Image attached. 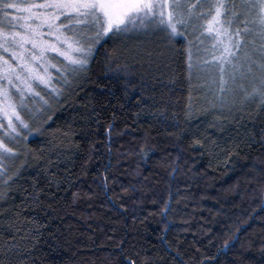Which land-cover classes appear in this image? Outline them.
Wrapping results in <instances>:
<instances>
[{
	"label": "trees",
	"instance_id": "obj_1",
	"mask_svg": "<svg viewBox=\"0 0 264 264\" xmlns=\"http://www.w3.org/2000/svg\"><path fill=\"white\" fill-rule=\"evenodd\" d=\"M125 43L102 42L90 78L45 109L51 119L39 139L28 138L41 150L34 155L45 158H28L12 199L0 202V264H7L5 245L13 249L11 264H126L129 257L137 264H264V147L252 141L264 135V111L224 112L217 124L220 114L199 110L182 39L169 50L145 38L135 61L109 64L107 56ZM125 63L126 71L118 69ZM141 148L145 160L136 154ZM34 182L50 208L23 206L20 189L31 191ZM237 228L235 248L218 252L221 237Z\"/></svg>",
	"mask_w": 264,
	"mask_h": 264
},
{
	"label": "snow or ice",
	"instance_id": "obj_2",
	"mask_svg": "<svg viewBox=\"0 0 264 264\" xmlns=\"http://www.w3.org/2000/svg\"><path fill=\"white\" fill-rule=\"evenodd\" d=\"M148 37H156L162 48L169 50L175 49L178 40L184 41L181 50L189 78L206 90L210 111L220 113L214 117L215 123L225 122L224 111L231 115L233 110L242 112L249 105L264 111V0H0V202L12 199L11 193L17 190L13 185L21 178V168L28 158H45L43 154L34 155L41 150L31 148L28 138L39 139L51 119L45 109L50 111L62 95L82 87L80 82L90 78L102 42H127L107 56V62L114 64L120 59L135 61L143 53V40ZM117 67L126 71L129 65ZM226 96L231 97L227 102ZM34 100L43 107L34 106ZM192 112L190 97L186 116ZM113 126L106 133L108 151ZM64 136L68 138L69 133ZM252 141L264 147V135ZM194 142L202 143L199 139ZM90 151H96L94 143ZM136 154L141 160L148 157L143 148ZM21 157L24 161L18 167L15 162ZM108 177L106 171L102 176L106 190H110ZM50 182L59 188L60 182L54 176ZM121 187L123 192L128 191ZM31 189H20L26 193L24 207H51L43 205L44 191L38 183L34 182ZM72 196L78 199L79 190ZM55 197L56 193L51 192L49 199ZM4 214L0 205V216ZM11 226L5 224L6 228ZM239 232L237 228L227 232V238L221 237L217 251L235 248ZM238 251H245L243 243ZM12 252L4 246L2 255L7 264H11ZM126 264L137 262L129 257ZM140 264L148 262L141 258Z\"/></svg>",
	"mask_w": 264,
	"mask_h": 264
},
{
	"label": "rangeland",
	"instance_id": "obj_3",
	"mask_svg": "<svg viewBox=\"0 0 264 264\" xmlns=\"http://www.w3.org/2000/svg\"><path fill=\"white\" fill-rule=\"evenodd\" d=\"M195 85H197L198 84V81H196L195 80ZM241 83H245V86H249L248 85V83L247 82H241ZM38 91H41L42 92V94H45L44 92H43V89H37ZM196 90H197V92H198V94H199V97H200V104H199V110L202 112V111H204V112H211L210 111V109L208 108V105H207V103H206V90L205 89H203V88H198L197 86H196ZM209 97H210V94H207ZM231 99V97L230 96H226L225 97V100H226V102L228 101V100H230ZM34 106H38V107H40V106H42L43 107V105L41 104V102L39 101V100H34V101H32L31 102ZM255 105H249L247 108H244V110L242 111V112H236L235 110H233V112H232V115L233 114H235V113H240V114H245V113H248L249 111H252L253 109H255ZM46 111V110H45ZM224 112H226V116H228L229 115V113L227 112V111H224ZM218 114H220V113H218ZM25 135L27 136V133H25Z\"/></svg>",
	"mask_w": 264,
	"mask_h": 264
}]
</instances>
